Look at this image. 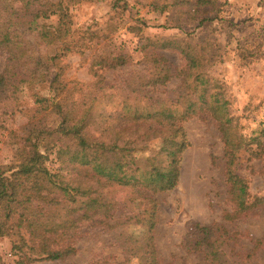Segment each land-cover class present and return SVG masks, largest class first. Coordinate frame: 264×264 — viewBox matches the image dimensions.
<instances>
[{"label": "trees", "instance_id": "1", "mask_svg": "<svg viewBox=\"0 0 264 264\" xmlns=\"http://www.w3.org/2000/svg\"><path fill=\"white\" fill-rule=\"evenodd\" d=\"M80 1L84 0H0V108L4 107L0 115L24 88L31 91L36 106L13 159L0 163V236L11 238L16 264L63 260L75 254L80 223L102 225L115 233L121 225L110 222L117 187H130L136 194L172 189L178 181L181 154L189 145L182 122L200 112H208L217 122L226 145L225 180L234 208L226 216L264 204V194H250L245 178L235 172L237 151L255 144L251 154L262 153L256 151L264 144L260 140L264 127L251 141L238 133L227 101L219 90H213L216 81L202 71L214 61L209 41L195 42L188 32L182 38L162 39L159 48L176 50L183 58V68L175 72L163 56L152 55L145 73L129 76L119 87L103 84L98 68L125 65L124 55L119 54L93 61V81H65L60 72L51 70L58 54L35 53L29 35L45 45L65 42L72 30L68 3ZM188 4L196 13L212 1ZM51 15L57 17L55 24L45 22ZM175 75L180 76V85L173 95L149 96L148 86L164 85ZM38 84L42 85L39 89ZM43 88L48 94L42 93ZM116 96L118 108L105 109ZM151 138H158L160 145L147 156L146 168H132V152L143 149ZM51 154L65 174L47 166ZM146 199L149 212L145 209L124 221L142 226V238L126 233L119 245L137 256L140 264H156L152 244L155 200ZM195 232L190 245L204 250L209 264H221L217 244L221 241L212 229L197 227ZM135 242H142V252L136 251ZM0 264H5L1 256Z\"/></svg>", "mask_w": 264, "mask_h": 264}, {"label": "rangeland", "instance_id": "2", "mask_svg": "<svg viewBox=\"0 0 264 264\" xmlns=\"http://www.w3.org/2000/svg\"><path fill=\"white\" fill-rule=\"evenodd\" d=\"M195 1L69 2L72 30L65 42L45 45L29 35L31 47L35 53H57L52 72H60L62 80L82 83L95 79L91 69L94 60L122 54L125 65L98 68L104 77L103 84L119 87L129 76L145 73L152 55L163 56L173 72L183 68L179 52L158 45L164 38H182L188 32L187 36L195 42L209 41L214 61L202 71L216 81L213 90H219L227 101L238 133L251 141L264 127V0H211L212 5L198 7L194 13L188 3ZM56 21L55 15L45 20L47 24ZM64 46L68 50H63ZM2 62L0 58V68ZM179 85L180 76L175 75L164 85L147 89L151 98H158L173 95ZM41 86L38 84L37 89ZM42 93L48 94V90L43 88ZM118 101L119 97H114L105 109L118 108ZM35 108L31 91L24 88L17 101L0 115L1 164H9L13 159L19 136ZM182 126L189 145L181 154L178 181L172 189L155 194L141 190V194H136L130 187H117L110 222L121 225L115 233L102 225L80 223L75 233V254L63 260L27 264H140L138 257L123 251L119 243L126 233L135 239L142 238V226L124 221L145 209L149 212L147 196L155 200L152 244L156 264H209L205 251L190 245L196 228L205 226L221 241L217 242L221 264H264V204L237 216H226L234 208L225 180L226 145L217 122L208 112H200L184 120ZM260 140L263 142L264 138ZM159 145L158 138H151L143 149L138 147L132 152V168H146L147 156ZM255 147L252 144L237 151L235 172L245 178L250 194L262 195L264 144L256 151L262 152L259 155L251 154L250 148ZM47 166L52 172H67L59 168L54 154ZM118 231L122 235L117 236ZM134 244L136 251L142 252V242ZM0 256L5 264H16L17 255L11 251L8 236H0Z\"/></svg>", "mask_w": 264, "mask_h": 264}]
</instances>
